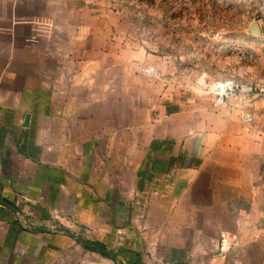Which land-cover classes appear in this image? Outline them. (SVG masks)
<instances>
[{
	"label": "crops",
	"instance_id": "1",
	"mask_svg": "<svg viewBox=\"0 0 264 264\" xmlns=\"http://www.w3.org/2000/svg\"><path fill=\"white\" fill-rule=\"evenodd\" d=\"M129 13L0 0V264H176L162 246L184 264H264V86L241 106L189 97L151 48L184 44L125 40ZM147 13L181 30L180 10ZM64 223L82 234L49 230ZM221 230L239 242L220 251ZM92 234H114L122 261Z\"/></svg>",
	"mask_w": 264,
	"mask_h": 264
},
{
	"label": "rangeland",
	"instance_id": "2",
	"mask_svg": "<svg viewBox=\"0 0 264 264\" xmlns=\"http://www.w3.org/2000/svg\"><path fill=\"white\" fill-rule=\"evenodd\" d=\"M105 1L107 5L121 6L130 12L127 18L131 26L124 30L125 40L132 39L141 43L149 41L150 44L170 40L172 43L184 44L171 47L152 44L151 48L155 52H164L170 62L169 73L165 70L170 74L172 85L192 93L189 97L193 98L195 93L213 95L208 90V85L217 78L229 77L242 83L255 84L256 87L259 84L264 86V38L260 34H253L250 29V24L257 21L258 16L255 0ZM163 8L172 12L181 11L179 17L183 19V24L180 31L163 30L162 26L154 28L149 24L151 14L148 16L147 10H155L156 13ZM250 97L227 100L232 101L235 106H241L245 102H251ZM67 226L72 228L66 223L48 224L51 231H61V227ZM72 230L82 234L83 229L77 225ZM99 236L100 238L97 234H92L91 248L105 253L111 259L121 260L115 250L118 245L116 236ZM170 249L178 248L162 246L158 248L160 254L157 258L184 264L185 255L179 252L170 256Z\"/></svg>",
	"mask_w": 264,
	"mask_h": 264
},
{
	"label": "built area",
	"instance_id": "3",
	"mask_svg": "<svg viewBox=\"0 0 264 264\" xmlns=\"http://www.w3.org/2000/svg\"><path fill=\"white\" fill-rule=\"evenodd\" d=\"M257 4V22L260 26V35L264 38V0H255ZM256 85L251 83H242L233 78H217L211 80L208 85V90L214 95L215 103H223L230 98H247L255 93ZM245 116L251 119L250 112H245ZM239 242L237 235L228 230H221L218 236V249L225 251Z\"/></svg>",
	"mask_w": 264,
	"mask_h": 264
},
{
	"label": "water",
	"instance_id": "4",
	"mask_svg": "<svg viewBox=\"0 0 264 264\" xmlns=\"http://www.w3.org/2000/svg\"><path fill=\"white\" fill-rule=\"evenodd\" d=\"M250 29H251L253 34H260V26H259L257 21H253L250 24ZM27 119H28V114H26V117H25V120H27Z\"/></svg>",
	"mask_w": 264,
	"mask_h": 264
}]
</instances>
